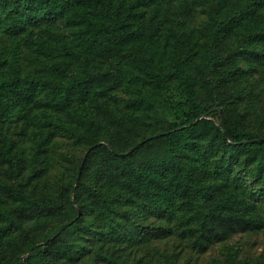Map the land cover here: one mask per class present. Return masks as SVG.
Segmentation results:
<instances>
[{"label": "trees", "instance_id": "obj_1", "mask_svg": "<svg viewBox=\"0 0 264 264\" xmlns=\"http://www.w3.org/2000/svg\"><path fill=\"white\" fill-rule=\"evenodd\" d=\"M0 264H264V0H0Z\"/></svg>", "mask_w": 264, "mask_h": 264}]
</instances>
